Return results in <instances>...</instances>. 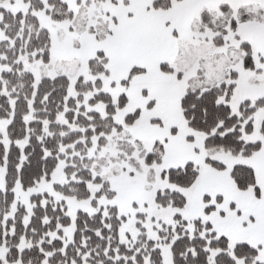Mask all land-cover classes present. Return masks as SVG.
I'll use <instances>...</instances> for the list:
<instances>
[{
  "label": "snow or ice",
  "instance_id": "1",
  "mask_svg": "<svg viewBox=\"0 0 264 264\" xmlns=\"http://www.w3.org/2000/svg\"><path fill=\"white\" fill-rule=\"evenodd\" d=\"M0 264H264V0H0Z\"/></svg>",
  "mask_w": 264,
  "mask_h": 264
}]
</instances>
